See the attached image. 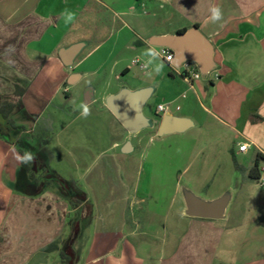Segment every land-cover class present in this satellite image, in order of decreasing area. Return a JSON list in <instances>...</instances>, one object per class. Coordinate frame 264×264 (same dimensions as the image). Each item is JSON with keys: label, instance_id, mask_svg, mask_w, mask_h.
Returning <instances> with one entry per match:
<instances>
[{"label": "crops", "instance_id": "obj_1", "mask_svg": "<svg viewBox=\"0 0 264 264\" xmlns=\"http://www.w3.org/2000/svg\"><path fill=\"white\" fill-rule=\"evenodd\" d=\"M214 6L222 10L217 22L209 19ZM66 10L74 14L70 22L63 15ZM194 27L214 48L215 68L199 80L183 78L181 68L166 61L169 49L150 45L153 38ZM81 42L82 52L72 67H66L60 50ZM149 50L159 53L169 69L157 72V58L147 55ZM125 51L137 53L131 65H125ZM138 66L144 74L154 75L150 83L139 88L122 84ZM85 78L97 82L89 87L94 89L90 105L97 101L98 90L113 89L116 81V93L123 88L159 90L158 108L163 106L164 111L157 108L155 114L161 118H188L193 128L196 116L203 125L214 121L234 140L231 153L236 158L256 155L255 163L240 166L249 177L258 163L255 182L264 188V0H0V104L14 101L17 87L25 90L21 100L31 89L47 102L61 94L68 100L71 87ZM75 126L70 120L63 135L52 132L48 147L52 168L83 190L79 181L90 168L84 163L95 154L85 147L63 145L64 139H76ZM240 144L249 145L246 153L239 152ZM16 149L0 138V264H52L48 250L56 246L59 256L74 211L56 192L28 197L7 187L21 163ZM244 187H225L217 196L199 197L211 202L230 192L224 219H194L184 212L182 239L157 264H264V209L255 196L242 191ZM93 215L91 226L98 218L95 209ZM122 229L120 224L118 232ZM94 236L80 264H96L98 258L89 259L95 249L104 251L111 263L124 264L122 255L116 258L119 242L108 248L106 240L98 244ZM124 245L128 249V243ZM130 264H140L139 257Z\"/></svg>", "mask_w": 264, "mask_h": 264}, {"label": "rangeland", "instance_id": "obj_2", "mask_svg": "<svg viewBox=\"0 0 264 264\" xmlns=\"http://www.w3.org/2000/svg\"><path fill=\"white\" fill-rule=\"evenodd\" d=\"M125 52L128 60L125 65H131L137 53ZM155 64L169 69L159 57ZM132 69L133 74L126 78L127 84L121 82L127 87L139 88L154 77L144 74L139 66ZM96 84L94 78H85L71 87L68 100L61 94L52 102L38 98L31 89L23 100L14 98L17 107L10 117L16 126L37 137L52 132L63 135L65 126L73 120L77 127L76 139H64L63 145L85 147L95 154L84 163L90 168L79 181L98 216L89 232L90 236L95 235V243L106 240L110 248L119 242L116 258L121 259L122 255L124 264H130L137 257L140 264H157L182 239L187 224L183 217L187 208L183 195L186 189L207 198L219 195L225 187L245 185L242 191L255 196L264 209V188H260L256 180L251 181L243 171L236 170L231 153L235 142L217 123L207 121L203 125L196 116V126L189 131L160 137L158 131L163 118L155 114L162 101L158 90L145 109L153 126L132 135L106 105L107 97L115 93L118 82L113 83V89L98 90L97 101L85 106L86 91ZM162 91H167V87L163 86ZM85 107L89 109L87 116L83 115ZM19 134V130H12L9 136ZM128 142L133 150L125 153L123 148ZM256 161V155H237L239 165L247 166ZM31 191H38V188ZM120 224H123L122 233L118 232ZM120 241L127 242L128 249L123 248L125 245ZM131 246L139 248L135 250ZM95 250L89 258L91 261L98 258L96 264H114L104 251ZM55 252L56 246L48 250L52 264L58 258Z\"/></svg>", "mask_w": 264, "mask_h": 264}, {"label": "water", "instance_id": "obj_3", "mask_svg": "<svg viewBox=\"0 0 264 264\" xmlns=\"http://www.w3.org/2000/svg\"><path fill=\"white\" fill-rule=\"evenodd\" d=\"M150 45L172 50L175 55L172 65L176 69L183 68L182 66L186 62H192L199 67L202 76L206 77L215 68L213 45L197 27L175 36L153 38L150 40ZM84 46L85 44L81 42L69 48L61 49L59 57L62 63L66 67H72ZM72 80H74V77ZM93 90L88 88L86 92V106L93 102ZM154 93V87L134 89V91L123 88L119 92L109 95L106 99V105L124 128L130 134L136 135L153 126L152 120L146 116L144 109ZM193 126L194 123L191 119L167 115L162 119L158 135L164 137L172 134H182ZM123 150L125 153H129L133 150V145L128 142ZM183 195L187 207L185 214L194 219H224L226 207L231 200L230 192H227L219 200L211 202L200 199L189 189L184 190Z\"/></svg>", "mask_w": 264, "mask_h": 264}, {"label": "trees", "instance_id": "obj_4", "mask_svg": "<svg viewBox=\"0 0 264 264\" xmlns=\"http://www.w3.org/2000/svg\"><path fill=\"white\" fill-rule=\"evenodd\" d=\"M198 28V27H197ZM186 30L180 33H185ZM174 54L172 50H169ZM183 78L188 77L185 72L181 73ZM16 98L22 97L24 89L17 87ZM15 101H4L0 104V116L12 127L19 130L20 134L16 139L11 140L6 137L0 127V138L8 144L13 145L21 157V163L17 168L16 179L8 182L7 187L16 193L28 197H38L47 191H53L64 197L69 203L73 216L69 220L67 227L69 231L63 239L62 249L59 251L58 260L55 264H80L82 256L90 239V228L94 218V206L88 200L87 194L73 180H68L60 175L51 166V151L48 147L50 135L44 134L40 137L26 131L23 127H18L10 120L11 115L16 111ZM27 155H31L30 160H25ZM232 158L237 171H244L237 162V158L232 153ZM43 159L46 161L43 163ZM260 175L258 163L253 167L249 178L257 180ZM38 188V191H31Z\"/></svg>", "mask_w": 264, "mask_h": 264}, {"label": "built area", "instance_id": "obj_5", "mask_svg": "<svg viewBox=\"0 0 264 264\" xmlns=\"http://www.w3.org/2000/svg\"><path fill=\"white\" fill-rule=\"evenodd\" d=\"M165 59L167 62L171 63L175 60V55L170 52L169 50H166L165 51ZM135 65H139V62H135ZM194 65V66H192ZM183 68V71L182 72H185L188 74V76H192L195 80H199L201 79L203 76L202 74L200 73V71H195V64L194 63H190V62H186L183 64L182 66ZM142 69H147L146 66H142L141 67ZM159 112H163L164 111V107L163 106H159L158 108ZM249 149V145L248 144H240L239 145V152L240 153H246ZM261 184L264 185V177L261 178Z\"/></svg>", "mask_w": 264, "mask_h": 264}, {"label": "clouds", "instance_id": "obj_6", "mask_svg": "<svg viewBox=\"0 0 264 264\" xmlns=\"http://www.w3.org/2000/svg\"><path fill=\"white\" fill-rule=\"evenodd\" d=\"M211 16H210V20L212 22H217L220 21L222 19V10L218 7V6H214L211 8ZM65 16V20L66 22H70L74 19V14L69 12V11H65V13L63 14ZM147 55H149L150 57H152L153 59L157 58L159 56V53H157L154 50H149V52L147 53ZM152 60H149L148 63H151ZM163 67V65H159L156 68V71L159 72L161 70V68ZM89 114V109L87 107L84 108L83 110V115L87 116ZM31 159V155H27L25 157V160H30Z\"/></svg>", "mask_w": 264, "mask_h": 264}, {"label": "flooded vegetation", "instance_id": "obj_7", "mask_svg": "<svg viewBox=\"0 0 264 264\" xmlns=\"http://www.w3.org/2000/svg\"><path fill=\"white\" fill-rule=\"evenodd\" d=\"M0 127L3 129L2 131L4 132V134L6 135V137L8 138V139H11V140H14V139H16L17 138V136L16 137H10L9 135H10V132L12 131V130H15V129H12V127L6 122V120L5 119H3L1 116H0ZM74 214V213H73ZM71 219V218H70ZM93 220H94V218H93ZM93 222V221H92Z\"/></svg>", "mask_w": 264, "mask_h": 264}]
</instances>
